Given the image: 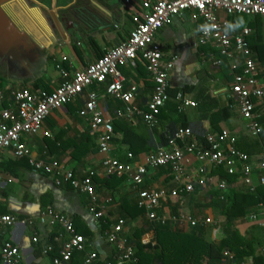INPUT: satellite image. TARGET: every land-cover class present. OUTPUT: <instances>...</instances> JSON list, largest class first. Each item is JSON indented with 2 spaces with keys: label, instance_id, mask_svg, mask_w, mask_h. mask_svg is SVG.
<instances>
[{
  "label": "crops",
  "instance_id": "obj_1",
  "mask_svg": "<svg viewBox=\"0 0 264 264\" xmlns=\"http://www.w3.org/2000/svg\"><path fill=\"white\" fill-rule=\"evenodd\" d=\"M2 10L10 24L4 22V19L0 20V91L4 96L0 101V113L4 108L13 106L15 93L23 90L52 93L65 81L62 70L66 71L70 78L76 71L87 68L107 52L126 42L134 27L133 16L142 11V8L141 0H132L128 6L123 0H11ZM193 14V11H187L183 16L175 17L155 36L154 45L163 53L164 62L172 59L175 61L174 69L169 75L170 88L194 87L202 77H208L207 87L211 95L220 101L222 107L231 108V118L228 122L221 123V129L232 130L238 138H250L246 130L247 122L241 117L238 104L231 98L230 89L234 76L241 72L242 58L237 54L234 59H227L212 44H203L201 33H194L201 21L195 20ZM221 16L226 17L223 13ZM236 17L227 19L233 21ZM242 17L246 21L245 27L232 34L249 29L252 46L249 39L248 42L251 49L259 48L263 53L264 15ZM52 26L56 27L55 30ZM224 60L228 61L229 69L223 68ZM216 61H220L218 66L215 65ZM259 65L262 75L264 69L260 63ZM120 71L128 86L138 88L132 105L145 111L155 88L146 64L138 60L136 67L123 66ZM261 80L264 83V78ZM104 89L106 90L105 86L96 85L94 90L98 91L101 98L100 107L112 124L114 120H123L134 126L140 135L152 137V144L156 145L155 150L161 147L159 136H150V127L145 126L141 118L128 121L115 115L113 100L106 95ZM107 96L110 97L109 101L106 100ZM185 96L196 102L193 93H186ZM86 101L85 92L62 109L53 112L45 120L39 134L24 135L22 142L30 149L32 158L56 160L63 170L73 172L77 178H84L89 172L95 171L94 182L99 203L106 207L108 222L114 223L126 214L122 209L124 204H136L139 190H166L175 181L169 182L167 175L157 174L156 169H152L146 176L144 185L139 188H135L126 178L116 187L98 182V178L107 176L102 168L104 156L99 153L98 135L91 129L90 118L81 117L79 114ZM121 108H124V104ZM187 111L193 112L194 108ZM203 125L210 130L209 120H205ZM158 128L163 130L165 126L160 124ZM46 133L51 137L45 136ZM119 143L120 139L115 134L110 154L119 159L121 152L127 161L129 153L125 147L120 148ZM146 155L135 156L134 160L142 162ZM198 166L199 163L193 160L186 167L189 178L196 177ZM0 170L3 177L0 213L14 215L18 219L16 226L8 230V238L20 247L23 253L21 264H53L54 256L59 255L66 239L65 236L59 235L58 227L51 228L49 225V214L56 212L69 216L76 231L92 234L87 238L88 251L98 253L102 259L115 258L114 248L106 241L102 224L89 213L91 199L87 194L77 192L67 184L57 185L54 177L34 171L28 158L17 159L11 150L2 153ZM239 186L245 187L240 180ZM195 192L196 190L194 193H187L189 195L181 202L178 214L192 218L198 214L196 219L203 224L206 218L214 220L216 214L213 209H206L202 215L201 209L194 207ZM207 192L208 189H205L201 196ZM109 198L114 202L107 203ZM180 198L181 195L171 201L177 204ZM173 209L162 204L159 211L168 216L172 214ZM145 218L143 215L126 221V232L140 228ZM253 225L255 224L249 222L241 229L247 233ZM213 227L209 237L218 241L222 237L221 231L216 234ZM172 228L188 231L192 227L180 228L173 223ZM33 238H38L39 242L33 243ZM1 243L0 237V247ZM47 243L54 247V252L50 255H44L42 252V247ZM85 258L86 255H82V262ZM225 262L234 264L229 259Z\"/></svg>",
  "mask_w": 264,
  "mask_h": 264
},
{
  "label": "built area",
  "instance_id": "obj_2",
  "mask_svg": "<svg viewBox=\"0 0 264 264\" xmlns=\"http://www.w3.org/2000/svg\"><path fill=\"white\" fill-rule=\"evenodd\" d=\"M126 6L132 0H123ZM142 11L133 16V30L129 39L107 52L105 56L87 68L76 71L69 78L66 71L62 70L65 81L52 93H36L29 90L17 92L13 96V106L4 108L0 113V163L1 155L5 150H11L17 159L28 158L30 166L36 172H42L55 178L57 185H69L73 190L87 194L91 199L89 213L96 221L108 223L106 207L99 203V197L94 184L95 171H91L84 178H77L73 172L63 170L56 160H36L32 158L30 149L22 142L24 135L33 136L42 131L45 120L55 111L62 109L85 92L87 101L80 111L81 117L90 118L91 129L98 135L99 153L102 159L103 172L107 177L126 178L135 188L144 185L145 178L150 170L170 168L175 178L174 181L187 193H194L197 186L205 185L203 176L210 167L224 165L228 174H240L242 182L250 191L257 187H264V152L257 158L249 156L237 149L238 137L230 129L225 128L218 134H208L206 146H202L194 136L191 129H182L176 132L169 141L168 148H157L147 154L142 162L135 161L132 153L127 155L126 162L111 156V147L115 136L112 121L106 117L100 107V95L93 91V86H105L106 95L124 104V108L115 110V115L132 121L133 118L141 120L153 128L158 123V116L162 108L170 100L169 75L175 66L174 59L164 62V55L154 45L157 32L171 22L175 17H180L187 11H193L195 20L211 22L216 25V30L210 37L201 33L203 44H212L220 54L227 59L241 56V72L234 76L231 85V98L238 104L241 117L247 122L246 130L250 138H257L262 132L259 122L260 112L258 107L264 105V83L261 80V67L254 59L252 49L248 42L251 34L249 29L241 33H225L224 26L227 17L247 16L255 17L264 15V0H141ZM221 13L225 14L223 18ZM141 60L146 64L147 71L152 78L155 88L151 100L145 111L132 102L138 94L137 86H128L120 68L123 66H137ZM216 61L215 65H219ZM4 99L0 91V101ZM175 101L180 111L197 107V103L186 97L182 92L177 93ZM45 136L51 137L49 133ZM193 160L199 163L196 177L189 178L186 167ZM2 173L0 170V190L2 188ZM225 180H219L218 188L227 189ZM181 190L173 189L170 193L166 190H139L136 204L144 210V216L153 224L167 225L174 223L182 228L195 227L199 219L184 214H160L162 203L167 199L178 198ZM109 198L107 203H113ZM251 221L264 227V206L251 216ZM18 219L14 215L0 213V264H21L23 253L20 247L8 238V230L16 226ZM205 225H214L212 218L203 220ZM32 224V223H30ZM51 228L58 227L59 235L66 237L59 255L54 256L53 264H71L75 254L86 255L84 264H138L136 251L126 235L127 223L118 219L105 231L106 241L114 248V259H102L96 252L88 251V240L77 233L71 218L63 213L49 214ZM218 234L220 230L214 229ZM38 238H33V243H38ZM143 245H156L155 233L151 229L142 238ZM43 254L50 255L54 252L51 244H45ZM224 256L233 261L229 251ZM241 264H251L243 262Z\"/></svg>",
  "mask_w": 264,
  "mask_h": 264
},
{
  "label": "trees",
  "instance_id": "obj_3",
  "mask_svg": "<svg viewBox=\"0 0 264 264\" xmlns=\"http://www.w3.org/2000/svg\"><path fill=\"white\" fill-rule=\"evenodd\" d=\"M248 39L252 46L251 38L249 37ZM252 51L254 59L264 69V52L262 53L259 48L254 47ZM139 65L138 67H140ZM222 65L223 68L229 69L227 60H224ZM263 78L264 72L261 75V79ZM208 83L209 78L202 77L194 87L169 89L170 100L162 108L158 116L157 125L149 129L150 136H159L161 147L166 148L176 132L182 129H191L202 146L207 145L206 138L208 134H218L222 131L221 123L229 121L232 115L230 112L231 108L229 106H221L220 101L214 98L208 90ZM95 88L96 86L93 87V91H96L94 90ZM179 92L184 94L193 93L197 103V107L194 108L193 112L179 110V105L175 101V96ZM108 99L110 97L108 98L107 96L106 100L109 101ZM112 100L115 109L123 107L122 102L113 98ZM258 109H260L259 122L262 124L260 136L251 139L241 136L236 144L238 150L252 157L264 152V105L263 107H258ZM205 120L210 121V130L204 128L203 122ZM160 124H164L165 128L163 130L158 128ZM145 126L147 125L145 124ZM113 127L115 134L120 139V148L122 146L125 147L127 149L126 152L132 153L134 156H140L155 150L156 145L152 144V137L140 135L137 129L127 124V122L120 119L114 120ZM119 160L122 162L126 161L122 157L121 152H119ZM155 172L160 175H167V180L173 183L175 176L170 168H158ZM203 178L206 186L196 187L194 207L201 209L202 215L205 214L206 209H213L216 214L213 225L215 227L205 225L199 221L197 226L192 227L188 231H183L173 229V223H168L167 225L155 223L152 226V223L145 218L140 228H133L126 232L128 239L135 248L138 264H226L225 261L228 258L224 256L225 251H229L233 255V261L231 262L234 264L243 262L264 264V227L255 224L250 219L261 205L264 206V187H257L255 191H250L246 187L239 186V180L242 181L241 175H229L224 165L216 168L210 167ZM98 179V182L113 185V187L118 186L125 180V178L115 176ZM219 180L227 182V189L220 190L218 188ZM175 188L181 190L180 201L177 204H173L170 199H167L162 204L173 207L172 214L178 215V208L181 202H184L185 197H188L189 194H187L185 188L180 187L177 183L171 184L166 191L170 193ZM205 189H208V192L201 196ZM114 194L115 192L112 193V195ZM122 209L126 212L122 219L127 222L144 215V210L140 209L137 204H124ZM159 213L161 214L160 211ZM196 216L194 218L199 217L198 214ZM249 222L255 225L251 226L247 233H244L241 227ZM101 224L104 233L110 228L112 223L101 222ZM212 227L221 231L222 237L218 241L209 237ZM151 229L155 233L156 245H143L142 237L144 234L149 233ZM77 233L83 235L86 239L92 236L89 232L82 233L77 230ZM57 253L55 252V254ZM82 255L75 254L72 263L84 264V261L82 262L81 260Z\"/></svg>",
  "mask_w": 264,
  "mask_h": 264
},
{
  "label": "clouds",
  "instance_id": "obj_4",
  "mask_svg": "<svg viewBox=\"0 0 264 264\" xmlns=\"http://www.w3.org/2000/svg\"><path fill=\"white\" fill-rule=\"evenodd\" d=\"M245 24L246 21L244 17L237 16L233 21L227 22L223 30L226 34L236 32L239 29L244 28ZM215 30H216V25L214 23L206 21L198 25L194 30V33L196 34L202 33L204 37H210Z\"/></svg>",
  "mask_w": 264,
  "mask_h": 264
},
{
  "label": "water",
  "instance_id": "obj_5",
  "mask_svg": "<svg viewBox=\"0 0 264 264\" xmlns=\"http://www.w3.org/2000/svg\"><path fill=\"white\" fill-rule=\"evenodd\" d=\"M11 0H0V20L1 19H4L5 21L4 22H6L7 24H10L9 22V20L7 19V16L5 15V13H3V10H2V7L6 4V3H8V2H10ZM53 28H54V30H55V26H52ZM15 34V33H14Z\"/></svg>",
  "mask_w": 264,
  "mask_h": 264
},
{
  "label": "rangeland",
  "instance_id": "obj_6",
  "mask_svg": "<svg viewBox=\"0 0 264 264\" xmlns=\"http://www.w3.org/2000/svg\"><path fill=\"white\" fill-rule=\"evenodd\" d=\"M244 229V228H243Z\"/></svg>",
  "mask_w": 264,
  "mask_h": 264
}]
</instances>
